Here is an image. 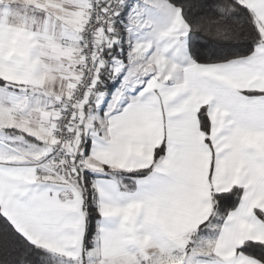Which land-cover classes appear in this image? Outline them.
Listing matches in <instances>:
<instances>
[{
  "label": "snow or ice",
  "instance_id": "6c2138e0",
  "mask_svg": "<svg viewBox=\"0 0 264 264\" xmlns=\"http://www.w3.org/2000/svg\"><path fill=\"white\" fill-rule=\"evenodd\" d=\"M0 264H264V0H0Z\"/></svg>",
  "mask_w": 264,
  "mask_h": 264
}]
</instances>
